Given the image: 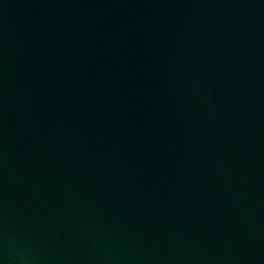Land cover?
Masks as SVG:
<instances>
[{"label":"water","instance_id":"1","mask_svg":"<svg viewBox=\"0 0 264 264\" xmlns=\"http://www.w3.org/2000/svg\"><path fill=\"white\" fill-rule=\"evenodd\" d=\"M0 264H264V0H0Z\"/></svg>","mask_w":264,"mask_h":264}]
</instances>
